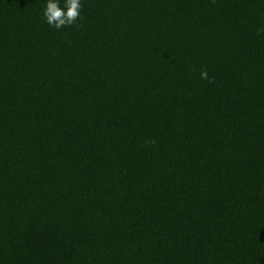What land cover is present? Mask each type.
Segmentation results:
<instances>
[{"label": "trees", "instance_id": "obj_1", "mask_svg": "<svg viewBox=\"0 0 264 264\" xmlns=\"http://www.w3.org/2000/svg\"><path fill=\"white\" fill-rule=\"evenodd\" d=\"M43 2L0 0V264H264V0Z\"/></svg>", "mask_w": 264, "mask_h": 264}, {"label": "clouds", "instance_id": "obj_2", "mask_svg": "<svg viewBox=\"0 0 264 264\" xmlns=\"http://www.w3.org/2000/svg\"><path fill=\"white\" fill-rule=\"evenodd\" d=\"M82 11V0H44L42 14L45 22L56 30L68 28L76 24ZM200 77L203 80L209 78L207 71H202Z\"/></svg>", "mask_w": 264, "mask_h": 264}]
</instances>
